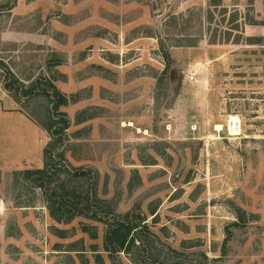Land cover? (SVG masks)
<instances>
[{
	"label": "rangeland",
	"instance_id": "1",
	"mask_svg": "<svg viewBox=\"0 0 264 264\" xmlns=\"http://www.w3.org/2000/svg\"><path fill=\"white\" fill-rule=\"evenodd\" d=\"M49 143L67 222L23 176ZM0 264H264V0H0Z\"/></svg>",
	"mask_w": 264,
	"mask_h": 264
},
{
	"label": "trees",
	"instance_id": "2",
	"mask_svg": "<svg viewBox=\"0 0 264 264\" xmlns=\"http://www.w3.org/2000/svg\"><path fill=\"white\" fill-rule=\"evenodd\" d=\"M168 56L169 54L167 52L163 53L165 61L168 60ZM49 87L53 89L50 96H54L52 109L54 113H58L59 107L65 100L53 84H50ZM43 91L49 93L48 89H44ZM59 115L61 116V114ZM63 116L64 115H62V117ZM49 127H54V124H50ZM55 134H57L55 139L58 141L60 139L59 131H55L53 135ZM54 149H56L54 143L47 144L43 149V167L35 170H25L23 171V176L26 179H30L34 183V186L42 190L47 201L50 215L57 221L66 220L67 222V220L77 215H82L81 210H83V207L79 208V202L76 201L77 195H80L76 194L74 190H69L65 183L51 184L52 181L57 182V180H59L60 172H68L62 162V158H64L63 153H53ZM91 205L92 202L87 199L84 208L89 211L92 208ZM91 211V218L99 219L97 212L94 209H91ZM141 223V219H130L127 214L125 218H114L108 221L107 231L103 237L105 250L108 252L128 251L130 247L134 245L136 238L138 239L136 234H138L137 231L141 229L139 228Z\"/></svg>",
	"mask_w": 264,
	"mask_h": 264
},
{
	"label": "bare ground",
	"instance_id": "3",
	"mask_svg": "<svg viewBox=\"0 0 264 264\" xmlns=\"http://www.w3.org/2000/svg\"><path fill=\"white\" fill-rule=\"evenodd\" d=\"M229 129L231 132L236 133L239 129L238 119L235 116H230Z\"/></svg>",
	"mask_w": 264,
	"mask_h": 264
}]
</instances>
